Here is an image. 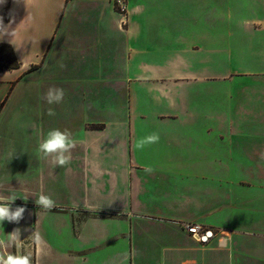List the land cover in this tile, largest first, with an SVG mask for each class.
Returning <instances> with one entry per match:
<instances>
[{"label": "crops", "instance_id": "crops-1", "mask_svg": "<svg viewBox=\"0 0 264 264\" xmlns=\"http://www.w3.org/2000/svg\"><path fill=\"white\" fill-rule=\"evenodd\" d=\"M84 1L94 17H69L76 0L0 4L14 33L0 43L20 62L0 73V117L23 86L31 114L49 120L44 130L68 129L76 141L70 163L57 166L37 151L40 131V178L25 182L65 210L67 240L38 234L53 208L28 195L31 222L19 231L32 235V264H135L136 228L149 240V264H264V0H126L123 21L111 0ZM53 68V82H29ZM39 87L63 88L62 103L33 98ZM70 116L75 126L64 125ZM154 133L158 142H146ZM180 222L230 232L229 247L197 243ZM56 227L51 218L46 231L56 236ZM104 227L111 237L97 233Z\"/></svg>", "mask_w": 264, "mask_h": 264}, {"label": "rangeland", "instance_id": "rangeland-1", "mask_svg": "<svg viewBox=\"0 0 264 264\" xmlns=\"http://www.w3.org/2000/svg\"><path fill=\"white\" fill-rule=\"evenodd\" d=\"M71 1V0H70ZM75 1V0H73ZM77 3L79 2V5H75V9L73 7V15L72 13L69 15V17H72L75 15V18H78L79 16L81 18H89L94 17L95 11H90V7L94 6H86L82 5L85 1L84 0H76ZM113 2V0H111ZM114 11L116 17L121 21L126 20V18H122V16L117 14V8L114 6ZM79 15V16H78ZM46 61V57H44V60L42 63ZM42 63L40 66H42ZM40 68V67H39ZM53 71L44 72V74L38 75V77H35L34 79L29 80V82L33 83H51L53 82L52 78H55V69H52ZM54 75V76H52ZM242 75H236V76H227L226 81L232 82L234 79L235 81H239L240 77ZM248 76V75H247ZM43 84H40L38 86L42 87ZM21 88H24L23 86ZM19 88L16 93L13 95V99L11 100L12 103L9 105V107H6V111L4 115L0 117V198L7 199L10 196H15L17 199L11 204V208L14 210L16 207H23L25 208L26 205V197L28 195H31L32 197L39 195V190L35 186H32L34 184L32 180V185L26 184V178L32 179L34 174H39V177L36 178L38 180L40 178V171L34 172V168H36V163H38L37 156L35 154V149L37 147V142L39 139L40 131L48 133L44 129L48 127L49 120L46 119V122L40 123V118L38 117V114L35 115L31 114L32 108H28L26 106V100L25 98V91L20 90ZM45 88L40 89L36 93L35 91L32 94L33 98H39L41 96H44L45 94ZM39 94V95H38ZM18 99V101H17ZM9 101L8 103H10ZM30 102H28L29 104ZM10 108V109H9ZM29 113V114H28ZM76 117H71L70 120L64 117V125L68 121L73 122V126H75L76 123ZM39 120V122H38ZM96 126L87 124L88 129H94ZM75 129L72 130L73 134L75 133ZM41 133V134H42ZM260 173V172H257ZM29 188V190L27 189ZM49 190V188H46V192ZM28 205V204H27ZM26 210V209H25ZM52 214L54 217H41L39 222L37 221V230L38 234H43V237L47 239V241L59 239L66 241V237H63V228L66 229V220L62 219L61 217L64 216L63 209L59 208H53ZM49 212V211H48ZM94 216H105L104 213H93ZM59 216V217H58ZM54 219V223L57 226V235L51 236L50 231H46L48 222L50 219ZM64 218H66L64 216ZM31 219L29 221H26V218L23 216L18 222H8L4 221L2 224H0V240L7 241L9 238V234L13 232L15 229H20V227H24L26 224H30ZM81 227V223L78 221L74 224V229L77 230ZM97 227V226H96ZM94 228V227H93ZM99 226L97 227V229ZM105 230H99V235L105 234L108 237H111L110 234V228H105ZM55 230V229H54ZM54 231V234L56 232ZM61 232V233H59ZM91 232H89L90 234ZM149 235L153 236L159 241H168L169 234L166 232H160L156 228H150L149 229ZM29 235V236H28ZM23 235L20 234V239L15 242L14 245L9 246L6 251L13 255H25L30 254L32 259V249L29 244L32 243V235ZM149 235H147L149 237ZM133 240H134V262L135 264H149V260L146 259V254L149 252L146 245L147 242L149 243V240L147 237H144V235H141L138 228L135 229L133 232ZM24 237L28 240L24 241ZM29 237V238H28ZM70 238H68L69 240ZM110 241V240H109ZM108 242V241H105ZM99 243V246L102 247V245L105 243ZM26 243L27 246H24L23 244ZM49 245L56 251V245L49 242ZM70 246L72 247H78V244H76V241H73ZM155 249H151L150 251V258L154 261L156 260L155 257H157L158 254V248L155 246ZM5 249L0 248V252H4ZM100 251V250H99ZM55 253H60L56 251ZM45 261H49L45 259ZM100 261H97L96 264H99Z\"/></svg>", "mask_w": 264, "mask_h": 264}, {"label": "clouds", "instance_id": "clouds-1", "mask_svg": "<svg viewBox=\"0 0 264 264\" xmlns=\"http://www.w3.org/2000/svg\"><path fill=\"white\" fill-rule=\"evenodd\" d=\"M5 0H0V4ZM13 20L10 19L9 25L5 26L3 23V17H0V40H3L6 35L11 37L14 35L13 31H9ZM11 42V40L9 41ZM65 91L63 88L50 87L44 94V99L49 105L60 104L64 99ZM56 113L53 108L48 109V115L54 116ZM158 134H152L147 138L146 142L155 143L158 142ZM145 141H141L138 147H143ZM76 146V141L73 139L72 133L68 129L61 130L59 128L51 129L46 134V137L41 140L38 145V153L42 158H51L52 162L57 166H66L71 161V151ZM146 171H151L147 168ZM17 199L15 196H10L7 199L0 198V224L4 221L18 222L25 212V208L16 207L14 210L11 208V204ZM35 203L45 210H51L55 207V201L48 195L41 193L35 200ZM20 239L19 229H15L9 234L7 241L0 240V248L5 249L4 252H0V264H32L30 254L25 255H13L6 251L9 246L15 244Z\"/></svg>", "mask_w": 264, "mask_h": 264}, {"label": "built area", "instance_id": "built-area-1", "mask_svg": "<svg viewBox=\"0 0 264 264\" xmlns=\"http://www.w3.org/2000/svg\"><path fill=\"white\" fill-rule=\"evenodd\" d=\"M113 3L117 8V14L122 16V18H126V0H113ZM179 225L188 235L201 245H208L211 242L216 241L217 247L220 249H227L229 247L231 233L228 231L217 230L193 222H180Z\"/></svg>", "mask_w": 264, "mask_h": 264}, {"label": "trees", "instance_id": "trees-1", "mask_svg": "<svg viewBox=\"0 0 264 264\" xmlns=\"http://www.w3.org/2000/svg\"><path fill=\"white\" fill-rule=\"evenodd\" d=\"M5 20H9L8 7L6 6ZM20 68V62L10 44L0 43V73ZM38 66H32L29 72L35 71Z\"/></svg>", "mask_w": 264, "mask_h": 264}]
</instances>
